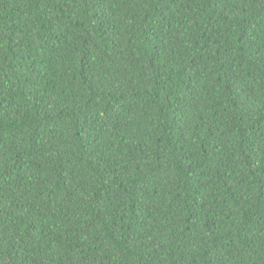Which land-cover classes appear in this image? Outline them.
I'll use <instances>...</instances> for the list:
<instances>
[{
  "label": "trees",
  "instance_id": "trees-1",
  "mask_svg": "<svg viewBox=\"0 0 264 264\" xmlns=\"http://www.w3.org/2000/svg\"><path fill=\"white\" fill-rule=\"evenodd\" d=\"M0 264H264V0H0Z\"/></svg>",
  "mask_w": 264,
  "mask_h": 264
}]
</instances>
